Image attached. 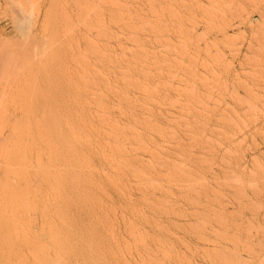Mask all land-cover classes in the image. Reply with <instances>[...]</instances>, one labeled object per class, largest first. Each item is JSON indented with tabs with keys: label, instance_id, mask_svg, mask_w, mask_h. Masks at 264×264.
Wrapping results in <instances>:
<instances>
[{
	"label": "rangeland",
	"instance_id": "rangeland-1",
	"mask_svg": "<svg viewBox=\"0 0 264 264\" xmlns=\"http://www.w3.org/2000/svg\"><path fill=\"white\" fill-rule=\"evenodd\" d=\"M124 8L133 10H126L131 11L126 14ZM136 9L140 17H147H143L146 22L151 21L149 24L157 22L159 16L162 23L167 22L163 26L159 20V28L155 24L157 31L165 25L168 28L164 29L166 33L162 30L165 34H155L160 40H155L157 37L151 31L156 30L152 25L143 28V18L137 21ZM130 14L136 17L132 15V22ZM112 16L119 19L117 22L123 20L119 18L122 16V22L135 24V29L136 23H142L143 32L134 26L135 31L126 30L128 23L123 26ZM110 18L114 24L109 22ZM104 24L111 27L113 34L119 33L120 37H115L121 39L122 48L127 45L125 48L136 50V54L137 42L134 45L133 41L127 42L130 39L127 36L129 33L133 40L140 31L141 39L137 37V40L142 43L148 37V41L144 40L145 46L138 47L154 51L139 50L138 54L144 51L151 62L154 56L168 61V73L162 75L156 71L152 80L158 88L162 82L159 90L167 101L162 110L173 117L170 127L185 140L186 124L191 126V132L204 135L202 139L210 136L212 141L217 140L209 142L208 150L197 147L194 152L207 157L203 164L192 167L203 175V180L205 177L196 188L200 197L190 193L192 198H199V203L185 199L175 185L170 188L176 202L164 213L163 220L175 234L171 247L184 260L168 261V264H264V0H0V120L39 118L46 104L76 103L85 109L93 104L95 94L103 88L100 62L105 67L108 65V69H116L119 65L115 61V66L113 59L119 52L116 58H120L123 51L111 30L112 35L107 34L113 40H106L109 35L104 39L107 31ZM144 29L153 35H147ZM103 44L108 51L114 46L116 54L109 55L114 66L107 61L108 53L115 51L104 52L107 48L103 49ZM158 51L159 55L163 52V57ZM163 83H167V89ZM0 126V137L6 138L8 127ZM3 161L2 158L1 165L5 164ZM132 195L140 196L137 190ZM115 200L122 203L117 196ZM25 223L14 224L12 218L0 213V264H39L38 257L32 255L37 250L31 234L34 223ZM119 229L126 236L122 223ZM196 230L203 232L202 239L195 235ZM128 255L133 264H139L137 251Z\"/></svg>",
	"mask_w": 264,
	"mask_h": 264
},
{
	"label": "bare ground",
	"instance_id": "bare-ground-1",
	"mask_svg": "<svg viewBox=\"0 0 264 264\" xmlns=\"http://www.w3.org/2000/svg\"><path fill=\"white\" fill-rule=\"evenodd\" d=\"M128 8H124L125 11L132 9ZM118 11L119 15L125 13L120 14ZM128 11L126 14L131 12ZM110 12L108 14L112 13ZM135 12L138 13L137 9ZM119 15L115 16L118 18ZM132 15L130 14L129 21L133 18ZM135 15L138 17L136 18ZM135 15L133 16L137 21L145 17L144 15L140 17L139 13ZM159 17L157 22L161 18ZM113 18H110L109 22L114 19L116 22L119 20ZM119 18L124 20L122 16ZM145 18L142 21H145ZM122 21L120 23L123 26L127 25L126 30L132 29L133 26L135 29V24L125 21L128 25ZM148 21H145L146 24L143 22L144 25L141 23L143 28L146 25H152V28L156 30L151 31L154 35H159V32L160 34L166 33L168 28L166 25L164 28L163 26L167 22L162 23L160 20L159 23L163 25V29L160 27L161 30L157 31V22L149 24L151 21L149 23ZM141 24H138L140 26L138 28L136 23V29L143 32ZM157 26L159 28V25ZM109 27L104 26V30H107L103 36L104 39L107 35L113 34ZM121 28L120 32L124 31ZM145 31L148 32L144 29ZM138 33L135 32L136 40L133 36L135 34L131 33L133 34L132 40L128 33L127 37L131 41L129 39L127 42L133 41V45L137 42L134 50L138 48L141 51H150L151 48L146 47V50L141 48L148 37L146 36L147 38L142 39L140 43L137 40V37L141 39ZM146 34L150 36L151 33ZM117 35L120 37L117 33L114 38L120 41V38L115 37ZM123 37L126 36L123 34ZM156 37L153 36L154 39ZM165 37L162 39L167 41ZM110 39L113 40V36L106 40ZM158 39L157 37L155 40ZM119 41H114V43L117 42L116 44L119 43L120 46L121 41ZM104 43L108 44V42ZM104 45L103 49L110 47L111 44L105 45L106 47ZM125 47L122 48L121 43L120 49L122 48L123 51L119 60L116 57H119L120 52L117 55L115 48L113 49L115 52L108 53L109 65L116 66L117 63V66H121L120 69L119 66L118 70L114 67L108 69V65L105 67L103 61L100 62L102 63L103 88L100 87L99 96L98 93L95 94V102L89 104L86 109L76 103L71 106L46 104L40 110L42 116H37L39 118L32 119L29 116L31 119L24 117V120H21L22 118L16 119L15 117L4 122L0 120V125L8 127L7 137H0V160L3 158L5 163L1 165L0 162V213L12 218L14 224L22 221L34 223L31 234L37 250H33L32 255L38 257L39 264H133L127 254L129 253L128 256H130L136 251L139 254V264H168V261L184 260L171 247V238L175 234L163 220L164 213H168L171 205L176 202H173V192L170 188L175 185L182 191L181 195L185 199L187 198L194 204L199 203V198H192L190 193L199 195L196 188L203 184L205 177L203 180V175L192 167L203 164L207 155L204 158L202 154H195L197 155L195 157L194 152L197 147L201 151L203 148L208 150L209 142H214L215 138L212 141L213 137L211 139L206 135L207 138L202 139L201 136L204 135H199V137L191 132V126L186 124L184 127H187L188 135L185 140L179 135L180 133L170 127L169 122L173 117L170 118L162 110L167 105L166 96L161 95L159 90L162 82H158L160 83L159 88L155 87L153 82V74L156 71L162 75L168 71L166 70L169 69L168 61L154 56L151 62V59L148 60L150 56H146L144 51L140 52L144 53L145 57L138 54L139 50L137 51L140 57L136 54V50ZM112 49L110 48L109 51ZM105 50L109 52L108 48L104 49V52ZM113 53L116 57L112 56ZM151 53L147 52L153 55V52ZM104 55L107 59V54L104 53ZM109 55L115 58L114 63L117 61L114 65L111 64L113 62ZM159 56L163 57V52ZM163 85L166 88L167 83ZM209 160L208 162L211 161ZM134 190L139 192V198L132 195ZM116 196L121 199V204L116 202ZM203 204L205 205L204 202ZM180 213L179 211V215H182ZM120 223L124 225L126 236L119 233ZM197 225L199 229V224ZM195 233L198 238H203V232L196 230Z\"/></svg>",
	"mask_w": 264,
	"mask_h": 264
}]
</instances>
